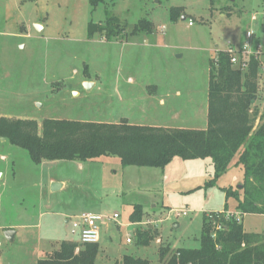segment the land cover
Returning a JSON list of instances; mask_svg holds the SVG:
<instances>
[{
  "label": "rangeland",
  "instance_id": "1",
  "mask_svg": "<svg viewBox=\"0 0 264 264\" xmlns=\"http://www.w3.org/2000/svg\"><path fill=\"white\" fill-rule=\"evenodd\" d=\"M171 8L181 10L177 21ZM108 16L127 33L89 39L88 24ZM141 21L149 29L132 35ZM247 31L255 34L250 49L264 58V0H106L95 10L89 0H0V117L202 130L209 64L219 51H239ZM257 84L254 129L264 120ZM213 173L210 159L176 158L164 169L123 168L116 157L36 165L0 139V264H37L61 242L78 241L65 218L88 212L119 217L101 226L95 264H121L125 256L162 264L160 248L199 249L204 215L221 211L222 190L243 178L231 165L211 187ZM227 205L238 214L232 199ZM135 206L139 225L129 220ZM240 221L264 237V217ZM32 225L39 226L19 228ZM7 227L19 229L14 243L3 235ZM145 236L148 245H139Z\"/></svg>",
  "mask_w": 264,
  "mask_h": 264
},
{
  "label": "trees",
  "instance_id": "2",
  "mask_svg": "<svg viewBox=\"0 0 264 264\" xmlns=\"http://www.w3.org/2000/svg\"><path fill=\"white\" fill-rule=\"evenodd\" d=\"M106 0H89L92 10ZM213 1V0H212ZM233 2L236 0H228ZM170 17L177 21L181 10L171 8ZM141 21L131 34L148 30ZM125 25L115 17L103 24H88V38L98 34L106 41L126 34ZM261 61L250 56L247 67H234L230 55L219 51L209 64L206 126L202 130L163 128L119 123H92L66 120H44L0 117V139L27 151L30 160L42 162H89L103 157H116L123 168L164 169L174 159L195 161L210 159L213 179L208 186L231 166L243 172L242 182L235 188L223 189L225 205L219 212L204 215L200 248L196 250L160 248L162 264H264V237L248 233L231 212L227 201L235 202L239 216H264V120L254 129L258 117L255 108L258 81L264 72ZM260 119H264V114ZM131 224L142 221V209L135 206ZM139 245H148L145 236ZM98 244L63 241L56 251L37 264H95ZM121 264H149L143 259L125 256Z\"/></svg>",
  "mask_w": 264,
  "mask_h": 264
},
{
  "label": "built area",
  "instance_id": "3",
  "mask_svg": "<svg viewBox=\"0 0 264 264\" xmlns=\"http://www.w3.org/2000/svg\"><path fill=\"white\" fill-rule=\"evenodd\" d=\"M192 23L189 22L188 25ZM255 34L253 31H247L245 34V41L243 43L242 48L239 51L232 50L231 48L226 51L230 55V62L233 66L241 67L244 70L247 67V62L250 56H255L262 63L260 66V71L264 72V58H260L259 52L256 50L250 49L252 46V40ZM247 55L248 58H241V55ZM183 216L186 215V212L182 213ZM227 216H234L237 220H240L239 214H234L233 212H229L226 214ZM118 215L114 214L112 217L103 216L95 213H81L73 218H69V224L71 227V232L73 235L78 237V243L80 244H98L100 241V229L103 224L106 222H114L116 223L118 220ZM126 242H130L129 239Z\"/></svg>",
  "mask_w": 264,
  "mask_h": 264
},
{
  "label": "crops",
  "instance_id": "4",
  "mask_svg": "<svg viewBox=\"0 0 264 264\" xmlns=\"http://www.w3.org/2000/svg\"><path fill=\"white\" fill-rule=\"evenodd\" d=\"M41 28V27H40ZM41 31H43V28H41ZM40 31V32H41ZM39 32V33H40ZM252 42H253V40H252ZM254 43H255V41H254ZM256 44V43H255ZM129 82L130 83H132V81L131 80H129ZM93 86V84L91 85V87ZM154 89V88H153ZM159 104L160 105H163V101L162 100H159ZM151 127H160V126H151ZM163 128H166V127H163ZM3 142H5L6 140H2ZM149 169H151V168H149ZM149 175L151 174V172H149L148 173ZM233 182H237V179L234 177L233 178ZM53 183H55L54 181H52V183L51 184H53ZM61 189H63L64 187H65V185L64 184H62L61 186ZM231 188V187H230ZM261 217H264V216H261ZM245 218V217H244ZM66 219V221H65V225H67V226H70V224H69V218H65ZM142 223V222H141ZM140 224V223H139ZM139 224H135V225H139ZM39 225H32V226H21V227H19L20 229H25V230H29V229H37V227H38ZM2 230H4V232L5 231H7V230H12V231H14V233H15V236H14V240H13V243H14V241H15V238H16V236H18V228L17 227H7V229H5V228H2ZM74 242H78V241H74ZM99 244V243H98Z\"/></svg>",
  "mask_w": 264,
  "mask_h": 264
},
{
  "label": "water",
  "instance_id": "5",
  "mask_svg": "<svg viewBox=\"0 0 264 264\" xmlns=\"http://www.w3.org/2000/svg\"><path fill=\"white\" fill-rule=\"evenodd\" d=\"M182 20H184V18H182ZM36 30H37L38 32H40V31H41V28H40L39 26H36ZM91 85H92V84H90V83H85V84H84V87H85L86 89H88L89 87H91ZM2 140H4V139H2ZM56 185H57V184H55V183L52 184L53 189H54V187H55ZM58 186H60V185H58ZM3 235H4V237H5V239H6L7 242H9V243H13L14 236H15L14 231H12V230H7V231H5V232L3 233Z\"/></svg>",
  "mask_w": 264,
  "mask_h": 264
}]
</instances>
